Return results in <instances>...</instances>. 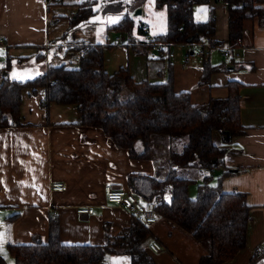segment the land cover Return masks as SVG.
Here are the masks:
<instances>
[{"label": "crops", "instance_id": "0c3cea01", "mask_svg": "<svg viewBox=\"0 0 264 264\" xmlns=\"http://www.w3.org/2000/svg\"><path fill=\"white\" fill-rule=\"evenodd\" d=\"M80 1L52 0L49 5V0H0V29L6 40L5 46L0 45V72L10 62L9 77L25 81L39 76L50 65L77 69L79 53L55 55L53 48L70 41H88L104 45L105 70L109 74L127 68L136 81L163 82L171 66L175 91L189 92L194 104L225 98L227 84L239 82L240 119L246 131L220 145L230 149L226 157L229 173L220 176L221 167L213 173L223 191L244 192L251 205L247 244L225 264H250L257 250L264 251V15L245 22L240 45L225 56L223 51L231 48L227 42L226 3L210 0L208 4L195 5L197 21H206L210 12L214 14L216 30L211 39L217 45L204 57L193 53L185 60L184 54L190 49L187 45L175 53L171 47L172 58L166 52L137 53L146 48L139 31L134 30L133 41L129 36L115 40L108 27L117 22L84 25L63 38ZM163 9V31L156 30L149 18L148 25L144 24L157 31H150L154 35L167 29V11ZM53 18L60 20L51 24ZM39 53L46 55V62L36 58ZM220 53L229 60L221 59ZM28 58L39 64L37 72L26 78H21L25 74L15 76L23 73L21 69L27 67ZM206 62L223 69L202 82ZM22 94L20 114L24 125L0 129V232L5 247L10 243L29 244L36 238L48 242L51 215L59 219L62 243L104 245L108 235L120 234L133 221L125 209L107 203L105 185L129 189V174L154 175L156 171L149 162L132 159L127 150L115 147L101 130L81 125L76 104L51 102L43 106L44 88H24ZM52 182H63L65 187L54 191L50 188ZM79 207L93 208V213L79 215ZM3 224L9 227L10 239L3 233ZM149 228L152 237L148 246L156 240L164 248L154 254L157 264H199L207 253L205 244L165 218L159 216ZM260 260L264 256L253 264ZM102 264H130V258L106 255Z\"/></svg>", "mask_w": 264, "mask_h": 264}, {"label": "trees", "instance_id": "16d2710c", "mask_svg": "<svg viewBox=\"0 0 264 264\" xmlns=\"http://www.w3.org/2000/svg\"><path fill=\"white\" fill-rule=\"evenodd\" d=\"M49 1V5L53 4ZM215 1L227 5V42L236 48L241 43L245 22L256 17L262 19L264 0ZM209 2L155 0L156 8L165 7L167 11V29L156 34L155 39L167 43L207 40L216 46L217 42L211 39L216 30L214 14L210 12L206 21H197L194 17V6ZM140 3L129 8L124 0H103L100 11L104 15H119L117 23L108 28L127 33L133 41L135 11ZM95 4L92 0L80 1L77 13L69 18V28L63 38L90 22L98 12ZM59 20L53 18L51 24ZM142 25L137 30L141 31ZM68 43L65 53L80 55L77 69L50 65L39 76L19 81L9 77L11 65L7 63L0 72V129L24 125L20 114L24 88L32 91L44 88L43 106L51 102L76 104L81 125L101 130L115 147L127 150L132 159L152 157L151 138L155 134L167 135L171 141L182 143L181 151H170L165 173H131L127 178L128 187L142 201L160 197L158 215L207 246V253L199 264H225L234 259L247 244L251 205L246 193L225 192L218 180L214 182L215 167L222 168L220 176L229 173L226 157L230 151L215 143L214 134L219 132L222 140L229 142L245 133L240 119L241 84L231 81L227 84V97L194 104L189 92L175 91L171 66L163 82L136 81L127 68L112 74L105 70L103 44ZM148 50L146 47L137 53ZM222 69L220 65L206 62L201 81L207 82L212 73ZM191 168L204 171L195 198L190 196L189 186L197 180L179 175L180 170ZM151 237L149 226L133 217L129 227L116 236L108 235L104 245L65 244L60 240L59 219L51 215L48 242L36 238L29 244L10 243L7 248L14 264H102L104 257L112 254L129 256L130 264H157L148 246ZM263 256L264 251L257 250L250 264ZM0 264H6L2 256Z\"/></svg>", "mask_w": 264, "mask_h": 264}, {"label": "rangeland", "instance_id": "374dc122", "mask_svg": "<svg viewBox=\"0 0 264 264\" xmlns=\"http://www.w3.org/2000/svg\"><path fill=\"white\" fill-rule=\"evenodd\" d=\"M92 1L96 2L94 7H95V9H98V12L90 19V22L86 25H91V24L96 23V22H98L97 24H103V23L113 24L119 20V17H120L119 15H116V14L104 15V14H102V12L100 11V3L103 0H92ZM124 1L128 3L129 8L133 5H137L138 3L141 2L139 5V8H137V9H141V13H139L138 15H135L136 16V27L134 28V30H137V27L139 28L142 24L143 25L147 24L148 18L154 23V27L156 30H158V31L162 30L163 31L165 29V25H166L165 9L155 8L156 7L155 0H137V2H135L136 0H124ZM141 29H142V27H141ZM155 29L150 28V31L152 33L157 32V31H155ZM138 31H139L138 33L140 34V36H142V38L145 40L146 34L144 32H142V30L141 31L138 30ZM109 32L111 33V36L115 37V40L118 37H128L127 33H125V32H117L114 30H110ZM67 45H69V43H67ZM67 45L66 46L61 45V46L54 47L53 53L55 55H62L63 56V54L66 51V48L68 47ZM172 47H173L172 51H173V53H175L177 51V49L174 46H172ZM188 48H190V49L187 50V52L188 51L190 52L191 50H193V51H195V53H194V54H196L195 56L198 55V51H199L198 47L188 46ZM178 51H180V50H178ZM148 52L153 53L155 55H159L158 52H155L152 49L148 50ZM35 56L37 59H44L46 62V55H44L43 53L36 54ZM220 58L223 59L224 61L229 60V58L225 57L221 53H220ZM26 66H25L26 68L21 69V70H23L22 74L19 75V72H18L17 75H15V76L18 77V76H23L25 74V77H21V78H26L27 76H29V74H35L40 67L39 64L36 63V61L34 59L32 60L31 58H28ZM214 140H215V143H217L219 145H224L226 143L224 140H222V137H221L219 132H215ZM182 146H183V144L180 142L171 141L167 135L155 134L151 138L152 157L149 160L147 159L145 161L149 162L155 171L162 172V174H163L165 172L166 167H167V162H168L170 151L174 150V151L179 152L182 150ZM179 175L185 176L188 178H193V179L197 180L196 182L191 183L189 186V190L191 192L190 196L192 198H195L197 195V187H198V184L200 182H202L204 171H202L198 168L197 169H193V168L182 169V170H180ZM214 182H216V179L214 180ZM0 221H1V217H0ZM3 222H6V221H3ZM7 225H9V224L7 223ZM7 225L3 224L2 229H3V233H6L8 235L7 239H10L9 227H7ZM2 236H3L2 232H0V237H2ZM4 244L5 243L2 239V241H0V256H2L5 259L6 264H14L13 257L10 255V253L8 252V248L5 247L6 245H4ZM258 264H264V260H260L258 262Z\"/></svg>", "mask_w": 264, "mask_h": 264}, {"label": "built area", "instance_id": "2783aa9c", "mask_svg": "<svg viewBox=\"0 0 264 264\" xmlns=\"http://www.w3.org/2000/svg\"><path fill=\"white\" fill-rule=\"evenodd\" d=\"M142 32L146 34L144 43L146 47L150 50L152 49L158 53H167L169 57H174V54L170 53L169 49L172 46L176 47L177 50H182V48L187 46L198 47V55L204 57L208 52L215 48L211 42L203 40L200 42H177V43H167L159 42L155 39V35L152 34L146 25L142 26ZM0 45L5 46L6 40L4 35L1 33L0 29ZM232 48H228L223 51L225 56L230 55ZM195 51L191 50L184 54L185 60H188L191 54ZM216 168V167H215ZM214 168V169H215ZM65 184L63 182H52L50 188L54 191L63 190ZM104 193L107 203L114 204L120 208L125 209L129 214H131L137 221L144 225L151 226L158 221L159 215L157 212V204L160 202V197H155L152 201H142L132 190L126 188H116L110 184L105 185ZM76 213L79 215L93 213V208L90 207H79L76 209ZM163 246L156 240H153L149 244V250L154 254L163 251ZM261 252V251H260Z\"/></svg>", "mask_w": 264, "mask_h": 264}, {"label": "water", "instance_id": "95a60500", "mask_svg": "<svg viewBox=\"0 0 264 264\" xmlns=\"http://www.w3.org/2000/svg\"><path fill=\"white\" fill-rule=\"evenodd\" d=\"M139 13H141V9H137V10L135 11V15H138Z\"/></svg>", "mask_w": 264, "mask_h": 264}, {"label": "snow or ice", "instance_id": "6c2138e0", "mask_svg": "<svg viewBox=\"0 0 264 264\" xmlns=\"http://www.w3.org/2000/svg\"><path fill=\"white\" fill-rule=\"evenodd\" d=\"M111 19V18H110ZM114 22V21H113ZM3 237H0V241H2Z\"/></svg>", "mask_w": 264, "mask_h": 264}]
</instances>
